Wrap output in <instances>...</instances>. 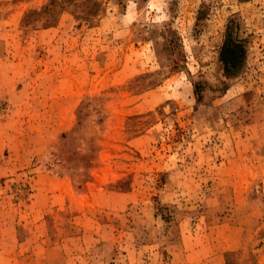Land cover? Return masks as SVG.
I'll return each mask as SVG.
<instances>
[{"label":"rangeland","instance_id":"rangeland-1","mask_svg":"<svg viewBox=\"0 0 264 264\" xmlns=\"http://www.w3.org/2000/svg\"><path fill=\"white\" fill-rule=\"evenodd\" d=\"M0 264H264V0H0Z\"/></svg>","mask_w":264,"mask_h":264},{"label":"trees","instance_id":"trees-1","mask_svg":"<svg viewBox=\"0 0 264 264\" xmlns=\"http://www.w3.org/2000/svg\"><path fill=\"white\" fill-rule=\"evenodd\" d=\"M219 49V59L227 76L236 74L245 59L243 41L234 38L232 27L229 25Z\"/></svg>","mask_w":264,"mask_h":264}]
</instances>
